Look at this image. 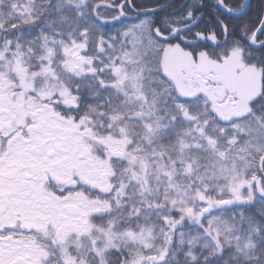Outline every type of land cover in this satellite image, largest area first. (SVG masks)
<instances>
[{
    "label": "snow or ice",
    "instance_id": "snow-or-ice-1",
    "mask_svg": "<svg viewBox=\"0 0 264 264\" xmlns=\"http://www.w3.org/2000/svg\"><path fill=\"white\" fill-rule=\"evenodd\" d=\"M0 264H264V0H0Z\"/></svg>",
    "mask_w": 264,
    "mask_h": 264
}]
</instances>
